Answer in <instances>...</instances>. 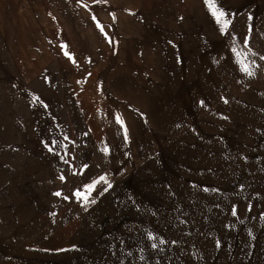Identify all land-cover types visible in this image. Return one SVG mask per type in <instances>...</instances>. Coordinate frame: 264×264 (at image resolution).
Listing matches in <instances>:
<instances>
[{"label": "rangeland", "instance_id": "1", "mask_svg": "<svg viewBox=\"0 0 264 264\" xmlns=\"http://www.w3.org/2000/svg\"><path fill=\"white\" fill-rule=\"evenodd\" d=\"M213 2L228 34L205 0H0V264H264V0Z\"/></svg>", "mask_w": 264, "mask_h": 264}, {"label": "snow or ice", "instance_id": "2", "mask_svg": "<svg viewBox=\"0 0 264 264\" xmlns=\"http://www.w3.org/2000/svg\"><path fill=\"white\" fill-rule=\"evenodd\" d=\"M205 3L208 4V7L212 11L213 17H215L217 24L220 25V32L222 34H228V28H229L231 21L229 19H227V13L223 9L216 6L215 3L213 2V0H205ZM83 6L87 7V4H84ZM113 17H114V14H113ZM93 19H95V17H93ZM101 31H103L102 27H101ZM233 39H235V38L233 37ZM244 43H245V45H247V38H245ZM232 52L236 53L237 55L240 54L235 47L232 48ZM65 55H68V53L66 52ZM261 59L264 60V57H261ZM73 62H75V61H73ZM242 68L248 75L251 76L254 74L250 70L248 64L242 63ZM225 102H227V101H225ZM201 103H203V102H201ZM45 107H47V105H45ZM115 120L117 123H119L120 125L123 126L124 121L122 120V118L119 114L115 115ZM65 139H67V137H65ZM125 139H127V130L126 129H125ZM50 150H53V149H50ZM105 151L107 152L108 150L105 149ZM87 167H88V165H86V164L83 165L84 169H87ZM60 179L64 180L65 177L61 176ZM101 182H103L104 184L107 185V187L104 189L105 192L108 190V188L112 187V184L107 180V177L105 175H102V176H99V177L93 179L90 183L84 184L82 188L76 189L75 192L73 193V195L76 197L77 200L81 201L84 205L96 203V201L94 199H91V196H92V192L95 190L96 185L98 183H101ZM205 190H207V189H205ZM54 195L60 196L61 193L56 192V193H54ZM64 199L67 200V199H69V197L65 196ZM234 214H235V212H234ZM148 236H149V239H151V240L156 239V237L151 232L148 233ZM160 243L163 244V243H165V241L163 239H161ZM172 243H176V241H172ZM151 246L153 248H156L157 244L153 243ZM141 259H143V257H141Z\"/></svg>", "mask_w": 264, "mask_h": 264}]
</instances>
